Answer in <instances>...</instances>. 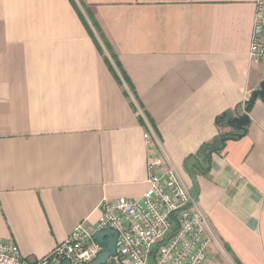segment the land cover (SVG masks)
<instances>
[{
  "label": "crops",
  "instance_id": "crops-1",
  "mask_svg": "<svg viewBox=\"0 0 264 264\" xmlns=\"http://www.w3.org/2000/svg\"><path fill=\"white\" fill-rule=\"evenodd\" d=\"M83 1L126 80L71 0H0V240L50 254L103 201L141 198L158 148L219 241L206 264H264V102L196 182L184 167L264 80L250 55L256 0Z\"/></svg>",
  "mask_w": 264,
  "mask_h": 264
},
{
  "label": "built area",
  "instance_id": "built-area-1",
  "mask_svg": "<svg viewBox=\"0 0 264 264\" xmlns=\"http://www.w3.org/2000/svg\"><path fill=\"white\" fill-rule=\"evenodd\" d=\"M263 39L264 0H256L250 46L256 61H264ZM145 138L153 140L151 133ZM148 168L149 188L141 198L103 201L93 226L81 222L41 258L25 257L15 242L0 240V264H90L103 251L94 234L105 229L118 236L116 253L104 264H206L212 244L219 241L197 199L158 148L151 151Z\"/></svg>",
  "mask_w": 264,
  "mask_h": 264
},
{
  "label": "trees",
  "instance_id": "trees-1",
  "mask_svg": "<svg viewBox=\"0 0 264 264\" xmlns=\"http://www.w3.org/2000/svg\"><path fill=\"white\" fill-rule=\"evenodd\" d=\"M71 1L74 4V6L76 7L79 15H81V17H83L84 23L87 27L89 34L91 35V37L93 38V40L95 41L97 46L100 48L101 54H103V56L105 57V60H106L107 64L109 65L110 69L113 71V73H115L117 78H120L119 77V74H120L126 80L127 77H126L124 71L121 69L117 55L114 53L111 44L109 43V41H108L106 35L104 34L101 26L97 22V20L94 16L92 10L90 9V7L83 0H79V3L84 10V13H83L81 8L79 7L78 3L76 2V0H71ZM95 31L98 32L99 35L101 36V38L104 42V45L108 49L114 64L110 60L109 56L105 54L102 44L99 42V40L97 39V37L95 35ZM114 65L117 67V69L115 68ZM249 101L250 100H248L245 103L246 106L248 105ZM223 114H226L225 119H222ZM223 114L217 118V123L221 127H227L228 124L226 123V121L230 118H233L234 116H231L229 114V112H226ZM247 126L242 130L231 128L230 131L221 132L211 142L204 144L200 148V150L197 152L196 155L186 159L184 167H185L186 171L189 173V175L191 176V178L194 180V182H196L197 174L204 173L210 168L211 161H212V154L214 152H219V151L223 150L225 145H226V142L228 140H232V139L237 140V139L243 137L247 132ZM226 248H227V250L230 251V247L228 245H226ZM237 262L239 264H242L238 260H237Z\"/></svg>",
  "mask_w": 264,
  "mask_h": 264
},
{
  "label": "water",
  "instance_id": "water-1",
  "mask_svg": "<svg viewBox=\"0 0 264 264\" xmlns=\"http://www.w3.org/2000/svg\"><path fill=\"white\" fill-rule=\"evenodd\" d=\"M260 98L264 102V80L260 84V88L255 89L252 92L251 99L245 108V113L239 116H235L226 121L228 126L234 129L242 130L250 123L249 112L251 111L255 101ZM226 118V114L222 115V119ZM117 231L113 229H105L98 231L94 234V238L103 246V251L98 258L90 264H104L110 256L116 253L117 243ZM63 264H71L69 260H65Z\"/></svg>",
  "mask_w": 264,
  "mask_h": 264
},
{
  "label": "rangeland",
  "instance_id": "rangeland-1",
  "mask_svg": "<svg viewBox=\"0 0 264 264\" xmlns=\"http://www.w3.org/2000/svg\"><path fill=\"white\" fill-rule=\"evenodd\" d=\"M95 35H96L97 39L99 40V42L102 44L105 54L108 55L109 58H110V60H111L112 58H111V56H110V53H109L108 49L105 47L104 42H103L101 36H100L99 33L96 32V31H95ZM112 61H113V60H112ZM222 249H223V248H222ZM223 251H224V249H223Z\"/></svg>",
  "mask_w": 264,
  "mask_h": 264
}]
</instances>
